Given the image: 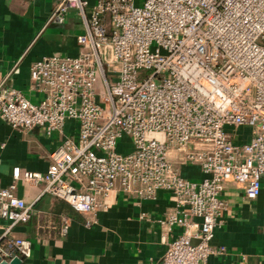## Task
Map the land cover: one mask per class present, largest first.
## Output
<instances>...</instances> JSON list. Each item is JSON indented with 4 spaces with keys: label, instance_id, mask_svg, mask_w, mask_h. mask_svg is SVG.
Instances as JSON below:
<instances>
[{
    "label": "built area",
    "instance_id": "built-area-1",
    "mask_svg": "<svg viewBox=\"0 0 264 264\" xmlns=\"http://www.w3.org/2000/svg\"><path fill=\"white\" fill-rule=\"evenodd\" d=\"M71 9L83 26L79 53L32 64L38 101L0 84L4 122L62 138L45 173L15 167L0 188V218L10 222L0 256L32 254L30 239L8 237L32 217L19 182L89 216L87 226L118 194L154 200L167 192L173 206L156 220L166 247L159 264L226 254L211 243L228 210L226 185L242 186L248 200L263 189L264 0H56L48 24L64 23ZM245 128L250 138L238 142ZM124 139L131 149L122 152ZM187 165L204 178H185ZM71 222L61 218V236Z\"/></svg>",
    "mask_w": 264,
    "mask_h": 264
},
{
    "label": "crops",
    "instance_id": "crops-1",
    "mask_svg": "<svg viewBox=\"0 0 264 264\" xmlns=\"http://www.w3.org/2000/svg\"><path fill=\"white\" fill-rule=\"evenodd\" d=\"M56 0H0V84L21 91L37 102L40 95L30 89L32 64L54 55L79 53L76 36L83 30L76 9H71L62 24L48 20ZM68 126L65 133L72 132ZM238 142L250 138L242 129ZM58 134L48 135L43 128L18 131L0 118V188L13 181V169L45 173L47 154L61 142ZM125 147L130 141L124 139ZM121 151L124 152L123 145ZM185 178H204L201 168H182ZM18 183L17 193L32 205L29 222L14 226L9 238L32 241V254L20 264H159L165 253L164 229L156 220L173 206L169 193L160 191L154 200H137L123 194L111 198L108 209L99 211L96 222L87 226L89 216L75 212L62 199ZM228 210L221 227L215 230L212 245L225 247L227 253L209 259L207 264H264V182L260 196L248 200L242 186L226 185ZM63 216L71 219L66 236L59 234ZM143 216V217H142ZM199 222V219H195ZM10 222L0 218V237ZM174 228L170 238L181 234Z\"/></svg>",
    "mask_w": 264,
    "mask_h": 264
},
{
    "label": "water",
    "instance_id": "water-1",
    "mask_svg": "<svg viewBox=\"0 0 264 264\" xmlns=\"http://www.w3.org/2000/svg\"><path fill=\"white\" fill-rule=\"evenodd\" d=\"M21 263V258L15 257L14 259L7 261L6 259H3L0 256V264H20Z\"/></svg>",
    "mask_w": 264,
    "mask_h": 264
},
{
    "label": "rangeland",
    "instance_id": "rangeland-1",
    "mask_svg": "<svg viewBox=\"0 0 264 264\" xmlns=\"http://www.w3.org/2000/svg\"><path fill=\"white\" fill-rule=\"evenodd\" d=\"M123 149L126 151L129 149V146H126V147L124 146Z\"/></svg>",
    "mask_w": 264,
    "mask_h": 264
}]
</instances>
